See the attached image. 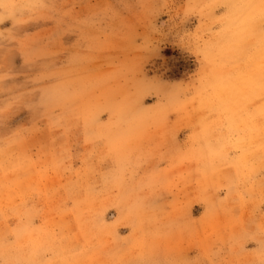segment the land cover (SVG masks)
<instances>
[{
    "label": "rangeland",
    "instance_id": "obj_1",
    "mask_svg": "<svg viewBox=\"0 0 264 264\" xmlns=\"http://www.w3.org/2000/svg\"><path fill=\"white\" fill-rule=\"evenodd\" d=\"M0 150V264H264V0H0Z\"/></svg>",
    "mask_w": 264,
    "mask_h": 264
},
{
    "label": "crops",
    "instance_id": "obj_2",
    "mask_svg": "<svg viewBox=\"0 0 264 264\" xmlns=\"http://www.w3.org/2000/svg\"><path fill=\"white\" fill-rule=\"evenodd\" d=\"M19 151L18 150L14 151L13 157L15 158L16 162H19L18 164H25L26 158H23V156ZM6 154H8V151L0 150V157L6 156ZM13 190L19 193L20 196L18 199L16 200L13 199L8 200L3 198L0 199V212H1L0 226H3L7 230L8 234L14 231L15 228H19V232H21L20 224L27 222V214H28L27 212L29 210V208H27L26 206L28 195L25 196L21 195V192L24 190V186L20 185L18 187H14ZM34 218L35 216L32 218V221L34 220Z\"/></svg>",
    "mask_w": 264,
    "mask_h": 264
}]
</instances>
